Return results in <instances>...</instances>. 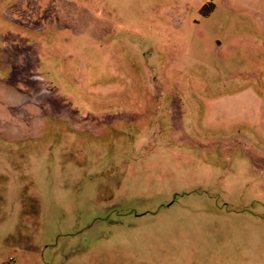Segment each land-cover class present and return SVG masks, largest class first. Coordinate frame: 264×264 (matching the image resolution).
<instances>
[{"label": "rangeland", "instance_id": "obj_1", "mask_svg": "<svg viewBox=\"0 0 264 264\" xmlns=\"http://www.w3.org/2000/svg\"><path fill=\"white\" fill-rule=\"evenodd\" d=\"M0 264H264V0H0Z\"/></svg>", "mask_w": 264, "mask_h": 264}]
</instances>
